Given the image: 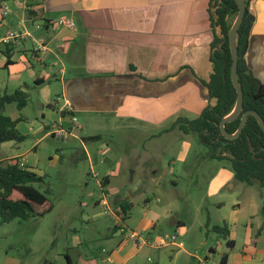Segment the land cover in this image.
<instances>
[{"label":"crops","instance_id":"0c3cea01","mask_svg":"<svg viewBox=\"0 0 264 264\" xmlns=\"http://www.w3.org/2000/svg\"><path fill=\"white\" fill-rule=\"evenodd\" d=\"M220 4V0H10L11 13L0 28V70L6 71L10 84L22 80L19 88L29 86L25 78L40 83L39 86L44 87L42 99L45 101L52 97V86L58 85V96L63 102L55 100V105L59 106L60 112L72 115V121L76 115L84 113L111 116L114 123L123 127L135 125L140 132L146 130L145 127L147 131L154 127L167 135L176 130L172 127L178 118L195 120L211 105L212 99L205 84L214 72L211 57L217 48L214 49L213 44L216 36L222 38V26L217 25L216 15ZM249 9L253 22L244 57L252 75L264 84V0H250ZM63 18L73 21L75 26H58ZM232 19L233 16L229 15L226 20L230 23ZM21 29L27 30L45 48L35 51L31 39L1 43L7 31ZM35 66L41 69L36 71ZM8 82L0 74V96L13 93L7 91ZM2 84L5 85L3 88ZM65 118L60 114L57 122L43 123L44 130L49 129V132L40 140L52 135L55 128L63 127L72 131L66 138L70 142L86 141V137L80 136V130L85 128L77 121L67 128L63 124ZM94 136L100 135L87 137ZM37 144L33 150L37 149ZM7 146L14 147V142L1 145L0 161L22 157L21 154L1 156ZM20 163L25 166L23 161ZM221 172L222 179L212 187L211 195L222 197L218 202L220 207L230 202L235 208L229 217L222 218V222L215 226H227V241L232 244H227L217 233V239H211L214 245L204 242L201 233L191 235L190 242L186 240L191 232L185 222L174 217L170 225L183 239L171 246L179 251L171 255L166 264H189V260L188 263L178 262L181 253L195 264L215 261L219 264L225 254L229 257L228 264H264V220L256 219L258 204L249 200L242 208L233 197L224 200L223 192L228 186L240 181L229 167ZM110 175L117 174L112 172ZM110 182L108 176L98 182L106 196H109L105 189ZM231 195L226 198L231 199ZM157 202L160 203V199ZM121 203L118 211H122ZM154 217L155 221H146L142 229L156 228L157 219L163 217L157 212ZM241 226L246 235L244 242L239 240ZM162 236L148 235L154 241ZM206 238H209V232ZM219 240L226 242V251ZM120 243L110 257L101 259L102 264H126L144 250L156 252L155 258L160 261L164 258L165 248H170L146 246L129 250L122 257L120 254L127 245L126 242ZM187 247L204 251L198 256L189 252ZM67 259L72 263L69 256ZM152 259L147 257L148 261ZM98 261L96 256L80 258V264H98Z\"/></svg>","mask_w":264,"mask_h":264},{"label":"rangeland","instance_id":"374dc122","mask_svg":"<svg viewBox=\"0 0 264 264\" xmlns=\"http://www.w3.org/2000/svg\"><path fill=\"white\" fill-rule=\"evenodd\" d=\"M7 3L10 8V0ZM35 67L36 71L41 69ZM0 74L8 82L6 71L0 70ZM24 80L29 84L23 86L29 95L27 106L19 111L13 103L7 105L3 113L20 119L17 128L25 140L19 144L14 142V147L7 146L1 156L21 154L19 161L45 177L44 183L35 187L48 197L47 206L52 205V210L27 221L0 224V264H80V258L93 256L98 257V264H102L101 259L110 257L120 242L127 245L120 254L122 257L129 250L142 249L130 239L131 231L145 238L150 233L154 236L177 235L178 243L183 238L170 225L174 217L184 221L191 232L186 240L191 242V235L201 233L204 242L214 245L211 239L218 236L213 227L222 222V218L229 217L235 207L230 202L220 207L218 202L222 197L211 195L212 187L221 181V171L225 167L231 168L227 161L209 157V148L197 133L176 129L166 135L154 127H149V131L145 127L146 130L140 132L135 125L123 127L114 123L111 116L104 118L84 113L76 115L74 120L85 128L80 130L81 138L100 135V140L70 142L50 134L40 140L49 132V129L44 130V124L57 122L61 114L59 106L55 105V100L60 99L59 86H52V97L45 101L42 99L44 87L28 78ZM22 84V80L9 83L7 91L14 92ZM71 117L66 116L63 121L67 128L73 126ZM152 135L156 136L152 138ZM36 142L37 149L33 150ZM107 146L109 148L105 150ZM112 172L117 175L112 177ZM107 176L111 179L105 189L109 191V208L100 200L105 192L98 185ZM223 193L224 200L233 197L242 208L253 200L259 208L256 219L264 220V187L258 183L250 186L234 181ZM230 195L231 199H227ZM122 199L132 205L126 213L117 209ZM154 212L163 217L157 219L159 224L156 223L152 230L142 229L146 221H155ZM241 228L239 240L244 242L245 230ZM207 232L209 238H206ZM219 242L226 251V242ZM165 249L160 261L156 260L155 251L147 253L144 250L126 264H166L179 249ZM186 249L198 256L204 251ZM67 256L72 263H68ZM148 256L154 259L148 261ZM188 260L189 264H195L186 254H179V263H188ZM208 264H218V261Z\"/></svg>","mask_w":264,"mask_h":264},{"label":"trees","instance_id":"16d2710c","mask_svg":"<svg viewBox=\"0 0 264 264\" xmlns=\"http://www.w3.org/2000/svg\"><path fill=\"white\" fill-rule=\"evenodd\" d=\"M220 1L216 13L217 25L222 26L224 37L216 36L213 48L217 49L211 57L214 72L210 81L205 84L210 98H217L218 102L215 107L209 105L195 120L178 118L172 128L197 133L209 148V157L213 160L227 161L238 181L250 186L258 183L264 187V132L257 120L250 116L241 135L233 141L227 140L220 130L221 120L233 110L237 100V92L231 80L232 55L228 35L239 11L235 0ZM249 1L246 2L247 11L237 34L238 78L244 91L241 116L247 111L254 110L264 119V84L252 75L244 57L253 22ZM229 15L233 16L230 23L226 20ZM28 99L29 95L25 88H18L11 94L5 93L0 96V147L7 142L18 144L24 142L25 136L17 128L20 119L13 120L5 115L3 110L7 105L14 103L17 109L22 111L27 106ZM68 114L61 111L62 117ZM241 116L226 124L228 133L233 134L237 131ZM100 139L101 136L85 138L86 141ZM226 153L235 156V159L226 156ZM44 179V176H39L27 167L21 166L18 159L0 161V224H9L16 220L27 221L44 216L52 210V205L47 206L48 197L35 187L36 184L44 183ZM131 206L128 201L121 203L124 213L128 212ZM213 231L222 239L228 240L229 231L226 225L215 226ZM227 244H232V241H227ZM228 258V254L223 255L219 264H228Z\"/></svg>","mask_w":264,"mask_h":264},{"label":"water","instance_id":"95a60500","mask_svg":"<svg viewBox=\"0 0 264 264\" xmlns=\"http://www.w3.org/2000/svg\"><path fill=\"white\" fill-rule=\"evenodd\" d=\"M247 1L249 0H235L236 4L238 5L239 11H238L237 17L235 18L231 26V29L228 35L229 46H230L231 55H232L231 80L237 92V100H236L233 110L221 120L220 130H221V134L227 140H230V141L237 139L241 135L247 123V120L250 116L254 117L257 120L261 129L264 132V119L258 112L254 110H250V111L245 112L241 116V113L243 111V104H244V91H243V87L238 78L239 51H238V45H237V34H238V31L240 29V26L244 20V17L247 11V5H246ZM219 29H220V26H219ZM221 37L223 38L224 36L222 35ZM219 47H221V45ZM217 102H218L217 98H212L211 106L215 107ZM240 116H241V121H240V125L237 131L233 134L228 133L226 129V124L235 121ZM76 132H77L76 134L79 135V131H76ZM226 156L230 157L231 159H235V156L229 153H226Z\"/></svg>","mask_w":264,"mask_h":264},{"label":"built area","instance_id":"2783aa9c","mask_svg":"<svg viewBox=\"0 0 264 264\" xmlns=\"http://www.w3.org/2000/svg\"><path fill=\"white\" fill-rule=\"evenodd\" d=\"M10 13H11V9L9 8L7 1L0 0V28L2 27V24L4 23L5 19L10 15ZM58 26L74 27L75 23L73 21H68L67 19L63 18L58 22ZM25 39H31L32 42H34L33 45L35 51H40L45 48L42 42L39 43L37 40H35V38L25 29L7 31L5 36L2 38L1 43L7 44L11 42H19ZM71 132L72 131H68L63 127H59L53 130V135L57 136L58 138L66 139ZM108 200H109V196L106 195L102 196L101 198V202L106 208H109ZM130 239H132L135 245L138 246L139 248H143L146 246L153 248H164V247L174 246L177 243L176 242L177 235H172V236L164 235L160 237L157 241H154L149 237L147 238L143 237L136 231H131Z\"/></svg>","mask_w":264,"mask_h":264}]
</instances>
